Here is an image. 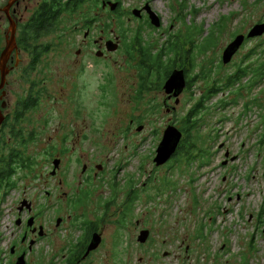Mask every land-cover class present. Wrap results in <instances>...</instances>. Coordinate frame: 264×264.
<instances>
[{"label":"rangeland","instance_id":"obj_1","mask_svg":"<svg viewBox=\"0 0 264 264\" xmlns=\"http://www.w3.org/2000/svg\"><path fill=\"white\" fill-rule=\"evenodd\" d=\"M121 1L124 7L132 3L139 6L147 1L160 17V29L154 32L153 27L151 31L143 29L145 41L155 46L179 33L176 41L183 44V49L191 45L192 53L213 46L209 51L216 54L229 33L240 31L264 16L261 0ZM59 35L60 31L53 37ZM50 40L51 37H48L41 42L47 43ZM203 58L201 54H197L195 61L200 63ZM26 59L27 57L22 58L25 64ZM118 66H125L120 58L110 68L101 65L103 80L106 78L104 73H110V69L114 77L111 79L113 82L104 81L102 93L100 91V107L106 109L108 115L99 124L92 113L85 111L82 104L84 89L80 79L84 74L73 78L77 86V90H73V81L65 70L61 49L51 50L37 65V72L27 76L26 80L18 81L17 75L9 76L10 84L4 99L9 111L12 112L17 101L31 91L30 83L35 85L32 87V99L37 100L21 121L15 123L16 128L23 129L25 137L33 133L25 151V154L32 157L33 167L17 171L14 176L18 186L15 194L25 190L35 202L37 211L43 213L44 220L47 221L52 216V200H48L45 194L49 190L47 184L51 181L44 183L49 177L46 168H50V162L47 163V160L53 156L52 148L58 150L63 141L64 148L69 150L63 158V170L69 172V182L74 173L80 170V166L74 163L80 150L87 157L103 162L106 166L103 174L105 185L97 190L98 197L112 201L108 210L112 217L103 220L106 244L116 226L117 214L123 211L130 214L131 223L138 218H147L156 243L150 251L151 255L157 253L160 258L165 249L171 251L172 255L163 261L157 259L159 263L174 264L177 258V251L173 246L163 248L160 245L162 239L173 234L192 235L196 227L200 229L199 225H204L207 229V244H194L198 245L194 247V254L200 256V264H242L243 258H253L248 264H256L252 254L255 255V251L262 246L255 237L256 219L264 215V96L257 130L252 129V124L249 125V119L234 124L221 121V115L215 116L208 130H201L199 133L205 141L198 140V148L205 144V148L214 150L210 156L201 160L203 154L196 149L199 155L197 158L187 160L184 156H177L165 165L156 167L153 163L155 151L168 119H173V114L168 116L165 109L158 105L161 104L163 94L156 90L146 93L144 102L139 105L128 102L129 98L123 87L126 73L122 70L114 71ZM186 99L187 95L184 96V101ZM188 107V102L184 103L183 111ZM130 120L137 123L126 131ZM138 125L143 128L141 134L136 132ZM8 127H11V123ZM67 128H74L77 135L80 133L85 138L66 137V134H70ZM1 142L5 144L2 147L8 148H19L21 143L11 138ZM221 145L233 157L225 165H221L225 150H217ZM47 148L49 156L43 154ZM38 174L43 177H38ZM69 185L78 187L76 181ZM13 193L11 191L8 196V208L5 202L2 205L7 214L3 219L0 218V236H3L2 239L0 237L2 264H8L7 249L15 231L16 202L11 203ZM125 198L130 201L124 203ZM115 229L110 245L111 253H115L114 243L119 235L118 228ZM47 243L46 240L41 241L30 254V259L39 257L42 249V260L36 263L47 264L51 257V248ZM54 249L58 250L59 246H54ZM101 254L104 252L101 251ZM131 254L134 257L135 251H131ZM180 254L184 258L183 252Z\"/></svg>","mask_w":264,"mask_h":264},{"label":"flooded vegetation","instance_id":"obj_2","mask_svg":"<svg viewBox=\"0 0 264 264\" xmlns=\"http://www.w3.org/2000/svg\"><path fill=\"white\" fill-rule=\"evenodd\" d=\"M261 1L264 6V0ZM150 12L155 14L158 27L151 24ZM44 20L51 21L50 27L56 26L57 31L37 36L38 24L39 22L43 24ZM260 24H264V16L240 31L229 33L224 45L216 54L209 51L213 46L192 53L191 45L183 49V44L176 41L179 33L155 46L144 40L143 29L150 30L153 27L154 32L162 26L160 17L147 1L139 6L132 3L124 7L121 0H0V58L4 56L5 59L4 66L0 67V84L3 75V84L0 88V139L12 138L14 133H20L16 126L8 127L14 113V109L12 112L7 109L4 101L5 91L10 84L9 76L17 75L18 81L26 80L27 76L30 77L37 72V65L51 50L58 49L63 51L65 70L71 81L86 72H101L102 64L110 68L112 63L116 64L120 58L125 66L115 67L114 71L122 70L126 73L123 87L129 98L128 102L139 105L144 102L146 93H150L151 90L162 93L163 98L158 105L165 109L168 116L173 114V119H168L165 129L173 126L181 133L179 145L185 140L183 122L189 109L191 114L193 109L195 111L197 122L195 131L198 133L202 132L201 130L206 132L213 117L218 115L222 116L219 117L221 121H230L234 124L249 119V125L252 124V129L257 130L256 126L260 125L262 116L264 96V32L252 37H248V34L254 26ZM59 31L61 35L54 38L53 35ZM238 36H243V39L224 62L225 50ZM48 37H51L49 42H41ZM197 54L204 57L200 63L195 61ZM173 55L175 61L171 62ZM24 57H27L26 64L22 60ZM173 72H181L183 79V87L177 95H174L176 90L167 94L163 89ZM104 75L106 76L104 81L114 77L111 69L110 73ZM71 84L76 91L75 81ZM29 86L33 91L32 87L35 85L30 83ZM100 91L102 93V87ZM185 95L187 99L184 101ZM35 102L37 103V100L34 98ZM186 102L189 107L183 111ZM151 104L153 103H148ZM136 123L130 120L126 131ZM139 127L141 129L137 131ZM142 129V126L138 125L136 132L141 134ZM67 131L70 134H66V137L85 138V135L80 133L77 135L74 128L72 130L67 128ZM31 135L33 136L32 132ZM179 145L168 162L176 153L181 152ZM48 149L43 151L46 156H49ZM217 150L218 152L225 150L221 165L233 160L223 145L218 146ZM65 152L68 154L69 150L66 151L61 141V148L58 150L52 148L53 156L47 160L51 169L46 168L49 177L44 183H48L49 180L51 182L47 184L49 190H46L45 194L48 200H52L50 201L52 216L47 221L44 220L43 213L37 211L35 202L25 190L16 195L18 186L12 188L14 195L11 203L16 202L15 231L7 249L8 264H16L21 256L24 257L25 264H38L36 262L42 260V249L39 257L32 260L30 254L44 240L51 248V257L47 264H162L158 260L163 261L172 255L168 249L161 253L160 258L157 253L151 255L150 251L156 243L147 218L142 220L138 218L131 223L130 214L123 211L117 214L116 226L113 227L110 240L106 244L103 220L112 217L108 213L112 201L97 195V190L106 182V179H103L106 166L103 162H96L87 157L80 150L74 160V163L80 166V170L74 173L72 181L69 182L67 178L69 172L63 170ZM201 152L210 156L214 150L204 147ZM225 154L228 156L225 157ZM38 177L43 176L38 174ZM74 181L77 182V188L69 185ZM61 189L67 191L61 192L59 191ZM11 191L2 202L6 203L7 208ZM127 201L130 199L125 198L124 203ZM5 215L7 214L2 209L1 216ZM256 226L255 237L262 246L255 251V255L252 254V257L256 264H264V215L256 219ZM115 228H118L119 235L114 243L115 253H111L110 245ZM199 228L196 227L192 235L173 234L161 240L160 245L163 248L173 246L177 251L174 264H200V256L194 254V247L207 244L205 234L207 229L204 225H199ZM145 231L148 232V236L142 241V233ZM93 236L99 238V244L94 250L88 251ZM54 246H59V249L55 250ZM101 251L104 252L103 255ZM131 251H135L134 257ZM180 252H183L184 258ZM252 259L243 258L241 263L248 264Z\"/></svg>","mask_w":264,"mask_h":264},{"label":"trees","instance_id":"obj_3","mask_svg":"<svg viewBox=\"0 0 264 264\" xmlns=\"http://www.w3.org/2000/svg\"><path fill=\"white\" fill-rule=\"evenodd\" d=\"M41 21V20H40ZM51 21L44 20L43 24L42 22H39L37 27V36H40L42 34L50 33L51 31H57L56 26H51ZM174 48L171 50L173 51ZM150 56V55H149ZM151 57V56H150ZM156 58V57H155ZM160 57L156 58L159 59ZM173 58H171V62H173ZM160 62V61H159ZM162 64V63H161ZM163 65V64H162ZM165 67V65H163ZM168 67V65H166ZM166 68V67H165ZM143 90V85H140V91ZM34 105V99H32V91L28 92L27 95L23 98H20L14 108L13 118L11 119V128L15 126L16 122H20L22 117L32 108ZM192 114L189 112L186 114L183 122V132L185 134V140L182 141V144L179 145L181 152L176 153V156L172 158L174 160L177 156H184L187 160H190L189 158H197L199 155L196 152V149L201 153L202 149L205 147V144L198 148V140L202 139L203 142L204 137L199 136V133L195 131V127L197 122L195 121V111L192 110ZM197 134H196V133ZM23 129H20V133H17L12 136L11 139L13 140H19L21 141L19 148L16 146L11 147H2L1 140H5L7 138L0 139V197L2 199L0 200V218H1V206L3 199L6 197L9 191L12 190V188L15 187L16 181L14 180V176L16 175L18 170H30L29 168L33 167V161L32 157L30 155L25 154V151L27 149V145L29 143V140L32 138V135L25 137L24 136ZM195 142L197 144L194 145ZM178 148V149H179ZM203 154V153H201ZM203 157H201V160L208 157V154H203ZM202 164H204V161H201ZM206 164V163H205ZM2 253H0L1 255ZM2 258L0 257V264H2Z\"/></svg>","mask_w":264,"mask_h":264},{"label":"water","instance_id":"obj_4","mask_svg":"<svg viewBox=\"0 0 264 264\" xmlns=\"http://www.w3.org/2000/svg\"><path fill=\"white\" fill-rule=\"evenodd\" d=\"M150 21L151 24L155 27H158V22L155 14L150 12ZM264 32V24L256 25L252 28V30L249 32L248 37L257 36ZM243 39V36H238L231 45L225 50L223 54V61L225 62L228 58V56H231V54L238 48L241 40ZM111 43V42H109ZM4 56L0 58V67L2 68L4 66ZM3 84V75L1 76V84L0 88ZM183 87V79L181 72H173L170 77L166 80L163 89L167 94H170L173 90H176L174 95H177L181 91ZM140 127L137 128V131H140ZM181 141V133L174 128L173 126H168L163 134L162 138L160 140V143L158 144L156 151H155V157L153 159V163L156 167L163 166L170 158L175 154L177 147ZM228 154H225V157H227ZM225 162H223L224 164ZM54 167H57V163H54ZM148 236V232L145 231L142 233L141 240H146ZM99 244V238L97 236H93L92 242L90 246L88 247V251L94 250ZM87 251V252H88ZM16 264H25L24 257L21 256L18 258Z\"/></svg>","mask_w":264,"mask_h":264},{"label":"clouds","instance_id":"obj_5","mask_svg":"<svg viewBox=\"0 0 264 264\" xmlns=\"http://www.w3.org/2000/svg\"><path fill=\"white\" fill-rule=\"evenodd\" d=\"M80 84L84 89L82 104L85 111L92 113L97 123H101L108 115L107 110L100 107V88L104 84L102 73L99 71L86 72L84 76L81 77Z\"/></svg>","mask_w":264,"mask_h":264},{"label":"built area","instance_id":"obj_6","mask_svg":"<svg viewBox=\"0 0 264 264\" xmlns=\"http://www.w3.org/2000/svg\"><path fill=\"white\" fill-rule=\"evenodd\" d=\"M2 209H3V207H2ZM3 212H6V211H4V209H3ZM2 219H3V217H1ZM2 223V222H1Z\"/></svg>","mask_w":264,"mask_h":264}]
</instances>
